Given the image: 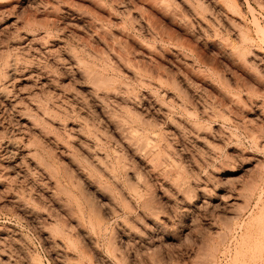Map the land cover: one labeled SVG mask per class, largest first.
<instances>
[{
	"label": "rangeland",
	"instance_id": "374dc122",
	"mask_svg": "<svg viewBox=\"0 0 264 264\" xmlns=\"http://www.w3.org/2000/svg\"><path fill=\"white\" fill-rule=\"evenodd\" d=\"M90 23L101 28H91ZM31 36L41 39L22 43ZM83 46L103 56L104 66L83 55ZM63 47L74 48L98 70L119 77L137 96L152 94L169 107L167 120L153 112L148 118L160 125L159 129L155 126L156 133L163 134L183 164L179 162L183 179L188 180L186 191H193V195L189 192L192 201L180 202V193L138 167L148 183L146 192L153 194L155 202L159 228L152 231L153 244L134 246L121 236L125 223L133 222L136 230L141 229L139 224L151 225L139 206L111 215L90 195L103 222L100 233L92 230L95 234L85 224L91 240L97 241L90 246L75 227L74 215L50 198L44 179L35 173L30 178L22 174L26 164L21 160L28 151L41 153L42 148L58 173L66 162L18 111L27 105L28 95L43 94L39 80L27 76L32 70L19 68L13 82L0 76V86L8 84L9 90L7 100H0V141L17 147L13 146L16 154L12 157L0 151L4 155L0 158V229L14 231L18 239L6 249L14 256L24 252L25 264H63L66 260L64 264H102L101 258L108 264H264V0H0V74L5 69L3 61H15L20 67L30 61L33 71L46 69L58 75L59 89L79 94L83 83L74 78L68 83L54 69L52 58ZM241 56L246 58L240 60ZM118 57H125L124 63H118ZM135 75L160 80L161 88ZM174 119L196 123L206 147L192 133H175L168 121ZM103 128L116 140L108 126ZM53 131L65 140L61 131ZM195 181L203 194L194 192ZM14 195L33 211L31 215L11 202Z\"/></svg>",
	"mask_w": 264,
	"mask_h": 264
},
{
	"label": "bare ground",
	"instance_id": "6f19581e",
	"mask_svg": "<svg viewBox=\"0 0 264 264\" xmlns=\"http://www.w3.org/2000/svg\"><path fill=\"white\" fill-rule=\"evenodd\" d=\"M93 27L95 29L96 27H99L97 28V30L101 28L100 26L94 25ZM93 27L91 24V28ZM101 32L104 33L103 30ZM101 35L104 36L102 33ZM44 37L46 38V35H44ZM40 39L41 37L35 36L26 37L22 43L27 41V45H29V43L32 44L36 41H40ZM59 46L58 48H60ZM85 47L83 55H86L89 59L91 58V62L93 59H96V61L100 60L101 62L104 61L103 56H98V54L96 55L95 53L93 55L91 53L92 51L90 49V51H88L87 48L85 49ZM65 48L63 47L59 49V51L61 50V54L58 55L57 53L58 56L55 55L56 57L52 58V61L54 62V69L57 70V73L59 71L62 77H65V79H67V82L68 79L72 80L74 78L73 81L77 79L80 81V83H83L80 92L83 93V95L80 93H75L74 90L72 92H68V89L64 88L63 86L62 89H59L61 83L57 82L58 80L56 77L58 75L55 74V77L53 75L54 73L52 74L50 73L51 71H48L46 69L38 68V71H33V67L35 68V65L31 67L32 65L31 63H29L30 61L25 63V67L18 66L15 61H3V66H5V69H3L4 72L2 71L3 73H1L0 76L7 79L5 82L10 83L17 79L15 75L19 72V68L24 69H21V72L32 70L28 73L27 76H30V78H32L31 76H33L35 77L34 79L39 80V90H41L43 94H39L32 98L28 95L26 99L27 105H23L24 107H22V109L19 108L18 111H22L21 114H23L22 116L24 120L29 124V127L33 130V132L37 133L47 145L52 144L64 157V160L66 162L65 165L67 164V168H65V165H61L62 167L60 166L59 169L64 167L63 171H61V173H58V167H56L57 169L55 168L54 162H51L52 159L50 160L49 156L45 155L46 151L41 148V153L37 151H28L23 154L24 157L22 156V160L20 158L21 161L25 160L23 161V164H26L27 167H32V169L28 170L25 166L24 170L26 171L22 174L30 178L32 173H35L39 177L44 179V182H46V184L48 185V189H50V198H55L56 203L60 204V206L67 210V212H70V214L72 213V216L74 215L72 221L75 224V227H77L81 234L86 238V241H88L89 245H94V243L92 242L94 241V239L91 240V237L93 236H90L89 233L85 230L88 228H85V224L86 226L88 225L89 228H91L90 231L94 230L97 233L101 232V228L103 225L101 218H99L96 210L93 208L94 203H92V201L90 200V195H92L95 199L98 200L99 206L101 203L104 210L109 212V214L111 215H117L118 213L121 214L125 210V213L131 212L133 208H137L136 206H139V208L141 209L140 214H142V216L147 221H149L151 225L148 226L149 223L147 225H145V223L143 225L138 223L139 228L141 227V229L136 230L131 226V223L133 224V222H129L130 225L129 223L128 225L127 223H125V225L121 226L120 233L122 238L129 240L132 244H134V246H151L153 233L152 231L159 228V223L156 217L157 213H154V210H156V208L153 205L155 202L152 203L154 200L151 195L153 194L150 195L148 191V193L146 192L148 183H145L146 181H144L145 179L142 175V172L147 175L158 177V179L161 178V180L165 182L166 188L167 186H169V188L174 189V191L176 190L178 194L180 193V202L188 203L189 201L187 200L191 199V195L189 192L192 190H190V188L189 191H186V181L188 180H184V177L182 175L183 173H181L183 167H181V165L183 164L178 161L177 156H175V152L171 150V145L168 144L163 134L156 133L155 126H157L158 128L160 125L158 126L156 122H153V119L152 121H150V118H148L150 112L155 113L159 116V118H165V115H167L166 113H169V107L166 108L165 106H163V102L159 103L160 101L158 102V99L156 100L157 97L154 98L153 96H151L152 94H146L147 97H143L142 94L140 97L137 96L133 92L134 89H131L132 91L130 90V88L132 87H127L126 85L128 84H124L123 82H121L123 85L120 83L119 77L118 79L117 77H110L106 74L108 73L107 71H103L104 69L98 70L96 66H93V64H90L89 62L83 60L84 58H80L78 56L80 54L79 51H77L79 52V54L77 55L74 48ZM71 49H73L75 52ZM241 57L242 58L240 60H242L243 57L244 59L246 58L245 56ZM119 59L120 60H117V62L119 61L120 63H124L123 60L125 61V57L124 59L122 58L123 60L121 59V57ZM245 61L244 64L246 63ZM104 64L105 63H103V66ZM138 79L141 82H148L149 85L161 88L160 80L147 81L143 78H140V76L138 77ZM7 85L6 87L0 86V100H7L8 98L7 94L9 93V90L7 88ZM165 92L171 93L168 91ZM56 95L59 96L57 97ZM170 96L172 95L170 94ZM14 104H11V106L13 107ZM178 104L179 106L182 105V103L179 101ZM68 120H71V122H67ZM160 120L163 121V119ZM176 120H172V123L170 120H168L170 123H168L170 128L174 130L175 133L178 134L182 133L183 131H187V134L192 133V135H194L195 137L196 142L200 143L201 146L206 147V144L208 143L204 142V137L199 136V128H196L197 125H193L196 123H191L190 125V123H184L185 121L174 122ZM46 125H49V127H47ZM103 126H108V128L116 135V140L111 139V137H109L108 134L104 132L107 130L106 128H103ZM53 130L61 131L64 134L65 140L63 141L62 139H60ZM184 134L186 136V133ZM201 136H203L202 132ZM13 146L14 145H12L10 141H0V151L6 150L8 152L7 154L9 155L16 154L13 150ZM15 149H17V147H15ZM1 157H4V155L0 156V158ZM7 157L9 159L8 155ZM9 162L11 161L9 160L8 163ZM179 162L181 165L179 164ZM16 163L18 164V162ZM55 164L57 163L55 162ZM138 167H140L142 172L138 169ZM192 185L193 189H195L194 192L196 191L200 194L204 193L201 184H198L195 181L194 184L192 182ZM191 193L193 195V191ZM56 194H60L61 196L56 198L54 197V195ZM15 195L11 197V202L16 204V206L20 208L21 212L31 215L33 211L27 209V207L19 203V199ZM191 201L192 200H190V202ZM119 225L121 224L119 223ZM92 234L95 233H93L92 231ZM101 235L104 234L102 233ZM16 241H18V239L17 234L14 231H8V229H0V264H25V260H28V257L25 258V254H23L24 252L20 253L18 256H14L11 251H8L6 249L9 245L15 244ZM54 241L55 240L53 239V242ZM111 241L109 242L108 240L107 242L111 244ZM94 242L95 244L97 243V241ZM128 245H126V247ZM114 250L115 249L112 248L113 252ZM107 252H109V254L113 253H111L110 251ZM114 253H116V251ZM118 254L119 252L117 253V255ZM104 259H100L102 264L103 262L108 264ZM66 261L61 262L64 264L66 263Z\"/></svg>",
	"mask_w": 264,
	"mask_h": 264
}]
</instances>
